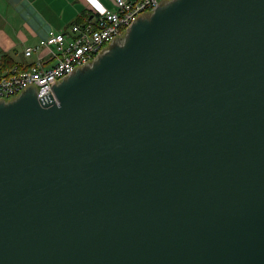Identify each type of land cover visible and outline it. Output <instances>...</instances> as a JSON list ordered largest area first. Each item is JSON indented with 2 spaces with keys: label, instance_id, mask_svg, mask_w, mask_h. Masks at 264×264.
<instances>
[{
  "label": "water",
  "instance_id": "1",
  "mask_svg": "<svg viewBox=\"0 0 264 264\" xmlns=\"http://www.w3.org/2000/svg\"><path fill=\"white\" fill-rule=\"evenodd\" d=\"M147 15L0 100V264H264V0Z\"/></svg>",
  "mask_w": 264,
  "mask_h": 264
},
{
  "label": "built area",
  "instance_id": "2",
  "mask_svg": "<svg viewBox=\"0 0 264 264\" xmlns=\"http://www.w3.org/2000/svg\"><path fill=\"white\" fill-rule=\"evenodd\" d=\"M165 1L168 0H112V7L100 9L96 17L74 23L65 31L49 30L40 45L24 48L27 59L36 52L34 60L24 66L0 68V100L14 99L33 88L40 105L57 103L54 85L90 65L110 43L122 39L140 17Z\"/></svg>",
  "mask_w": 264,
  "mask_h": 264
},
{
  "label": "crops",
  "instance_id": "3",
  "mask_svg": "<svg viewBox=\"0 0 264 264\" xmlns=\"http://www.w3.org/2000/svg\"><path fill=\"white\" fill-rule=\"evenodd\" d=\"M111 7L112 0H0V58L24 66L36 58H25L24 48L40 45L49 30L65 31Z\"/></svg>",
  "mask_w": 264,
  "mask_h": 264
},
{
  "label": "trees",
  "instance_id": "4",
  "mask_svg": "<svg viewBox=\"0 0 264 264\" xmlns=\"http://www.w3.org/2000/svg\"><path fill=\"white\" fill-rule=\"evenodd\" d=\"M8 65H18V64L8 56H5V55L1 56L0 68H2L3 66H8ZM18 66H20V65H18Z\"/></svg>",
  "mask_w": 264,
  "mask_h": 264
},
{
  "label": "rangeland",
  "instance_id": "5",
  "mask_svg": "<svg viewBox=\"0 0 264 264\" xmlns=\"http://www.w3.org/2000/svg\"><path fill=\"white\" fill-rule=\"evenodd\" d=\"M168 1H169V0H168ZM165 2H167V1H165ZM165 2H163V3H165ZM147 16H148V15H147ZM123 42H124V39H123V40H117V41H115V42L113 41V45H114V47H116V46H121V45L124 44ZM106 51H107V50H106ZM106 51H105V52H106ZM105 52H104V53H105ZM9 100H10V99H9Z\"/></svg>",
  "mask_w": 264,
  "mask_h": 264
}]
</instances>
